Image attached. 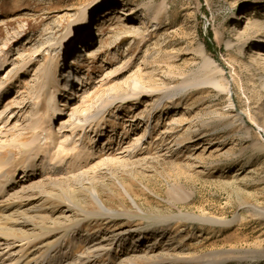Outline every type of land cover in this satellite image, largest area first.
<instances>
[{
	"label": "rangeland",
	"instance_id": "374dc122",
	"mask_svg": "<svg viewBox=\"0 0 264 264\" xmlns=\"http://www.w3.org/2000/svg\"><path fill=\"white\" fill-rule=\"evenodd\" d=\"M9 177L0 264H264V0H0Z\"/></svg>",
	"mask_w": 264,
	"mask_h": 264
},
{
	"label": "bare ground",
	"instance_id": "6f19581e",
	"mask_svg": "<svg viewBox=\"0 0 264 264\" xmlns=\"http://www.w3.org/2000/svg\"><path fill=\"white\" fill-rule=\"evenodd\" d=\"M131 11V10H130ZM144 18H147V17H144ZM87 23V22H86ZM127 25H129V24H127V23H124L123 24V26H127ZM244 44H246V42H244ZM206 61L207 62H209V63H212V62H214L213 60H210V59H206ZM57 64H58V67H57V70H61L62 69V71H63V69H65L66 68V66L65 67H63L62 65L61 66H59L60 65V62H57ZM207 64V63H206ZM218 71V70H217ZM220 71V70H219ZM56 77V79H57V75L55 76ZM71 82V81H70ZM73 82H74V80L71 82V87L69 88V86H68V83H66V87H65V90L67 91H69V92H71L72 90H74V88H73ZM214 82H216V81H214ZM217 83V82H216ZM133 85V88L134 89H142L143 87L140 85V82L139 81H133V83H132ZM214 85H215V83H214ZM217 85V84H216ZM217 86H219V85H217ZM75 87V86H74ZM56 104H54V107H55V111H54V116L52 117L53 119H56L57 118V120H60V117L62 116V115H66V113L63 111V109L61 108L62 106H60L59 104H58V99L56 98V99H54L53 100ZM230 102H231V100H230ZM231 105H232V102L230 103ZM15 112V111H14ZM14 112H13V115H14ZM15 118H17V115L16 116H14V119ZM81 121V120H80ZM179 122H181V119H178V118H175V119H173V122H171L172 124V128H174L175 127V125H178V124H180ZM50 123H52V122H50ZM55 123V122H54ZM73 125V124H72ZM81 125V124H80ZM79 125V126H80ZM47 127V126H46ZM64 126H61V128L60 129H62ZM73 128V132H75V129H77V125L75 124L74 126H72ZM94 127H96V130L97 129H99V125L97 126V124H95V126ZM50 129H51V131H49L48 129H47V132H45L46 131V129L45 130H41V127L37 130V141H36V139H35V141H33V143L35 142V144H34V147L36 148V149H39L38 151H37V153H36V155H39V154H41L42 156L41 157H43L44 159L45 158H47V159H49V161H51L50 160V158L52 157V155H53V153L56 151V148L57 147H63L64 149H66L67 147L66 146H64L63 144H62V142H59L58 141V138H57V134H55V129H54V127H50ZM83 131V130H82ZM174 132V131H173ZM36 137V136H35ZM148 138H149V136H148ZM147 138V139H148ZM34 140V139H33ZM181 142V141H180ZM44 145H47V148H45V149H42L43 148V146ZM65 145H67V140L65 141ZM76 146H73L72 148L74 149ZM169 148H171V147H169ZM120 150H122L121 149V147L119 148ZM75 150V152L73 151L72 153H71V155L73 156V155H77V154H79V152H80V150H79V148H76V149H74ZM128 152V150H125L124 149V151L123 152ZM29 152H30V156H32L33 155V153H34V151H32V150H29ZM69 155V154H68ZM40 157V158H41ZM66 157H67V154L65 155V156H63L62 158H60V159H58V160H55L54 161V165H52V166H48V167H44V166H42V167H40L39 169H37L36 170V172H34V173H32V174H30L29 172H27V173H25L27 170H26V168H27V166H26V168H25V170H24V173H25V176L24 177H27L25 180H23L24 182H27V181H29V179H30V176L31 175H35L36 176V174H39V172L41 171V170H43V169H46V171H47V173H48V175L50 174V175H52V174H56L58 171H59V169H58V167H60L61 165L63 166L65 163H62V162H64L65 160L67 161V159H66ZM39 158V159H40ZM68 159H69V156L67 157ZM43 159V160H44ZM34 160H35V158H34ZM40 161V160H39ZM38 162V161H37ZM43 163H46V161L44 160V162H42V165H43ZM78 163L77 162H75V163H69V168L71 169L72 168V166L74 165V166H76ZM46 165V164H45ZM33 166H35L34 164H33ZM103 169V168H102ZM67 173H65L66 175H69L68 174V171H66ZM82 175V174H81ZM80 175V176H81ZM79 176V177H80ZM23 177V178H24ZM82 177V176H81ZM22 178V179H23ZM22 179L21 180H17V179H14V178H12V177H9V178H7L6 179V183L4 184V186L0 189V197H3L2 196V194H4V193H6V192H8L9 191V188H11V189H13L14 187H15V185H17V184H19L20 186H22L23 184H24V182L22 181ZM54 179V178H53ZM61 179V178H60ZM69 179H75V176H74V178H73V176H69L66 180H69ZM79 179V178H78ZM58 180V179H57ZM22 181V182H21ZM61 180H59V182H60ZM72 181V180H71ZM75 181V180H74ZM85 181V180H84ZM83 181V182H84ZM91 181V180H90ZM76 182V181H75ZM42 183V182H41ZM53 183H55L54 181H53ZM58 183V182H57ZM56 183V184H57ZM64 183V182H63ZM76 183H78V182H76ZM40 186H41V184H39ZM38 185V186H39ZM45 186V185H44ZM10 189V190H11ZM2 193V194H1ZM1 201V200H0ZM0 203H2V202H0ZM102 205V204H101ZM36 207V206H35ZM9 209V207L8 208H6V209H3V210H0V213H2L3 211H7ZM101 209H103V210H105L104 209V207H101ZM33 210V209H32ZM35 211V210H34ZM20 220V219H19ZM20 223H22L24 226H27V223H28V221H26V219L25 220H22V221H20ZM3 245L5 246V247H3ZM92 246H93V244H91ZM98 245V244H97ZM97 245H95L94 247V251L93 252H97V254H98V252H100V250H102V249H100V247H98ZM10 246H12V243H10V242H7V241H0V260H3V261H6V260H10L11 258H10V256H11V254H9V250H10ZM102 247V246H101ZM8 248V249H7ZM103 249H106V248H104V246L102 247ZM105 251V250H104ZM10 253H11V251H10ZM6 254H8V256L6 257L5 255ZM88 255V254H87ZM96 255V254H95ZM86 256V255H85ZM91 256V255H90ZM90 256H87L86 258H83L81 261H83V260H85V259H90L89 257ZM99 256V255H98ZM80 259H81V257H80ZM4 264V263H3ZM8 264V263H7ZM10 264H19V262H17V261H15V262H12V263H10Z\"/></svg>",
	"mask_w": 264,
	"mask_h": 264
}]
</instances>
